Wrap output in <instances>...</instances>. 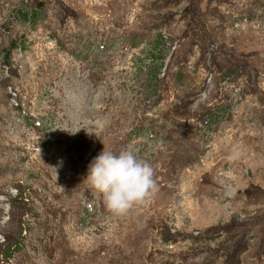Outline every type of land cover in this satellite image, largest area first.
<instances>
[{
    "label": "rangeland",
    "instance_id": "rangeland-1",
    "mask_svg": "<svg viewBox=\"0 0 264 264\" xmlns=\"http://www.w3.org/2000/svg\"><path fill=\"white\" fill-rule=\"evenodd\" d=\"M0 264H264V0H0Z\"/></svg>",
    "mask_w": 264,
    "mask_h": 264
},
{
    "label": "clouds",
    "instance_id": "clouds-1",
    "mask_svg": "<svg viewBox=\"0 0 264 264\" xmlns=\"http://www.w3.org/2000/svg\"><path fill=\"white\" fill-rule=\"evenodd\" d=\"M113 215L124 214L155 189L151 165L127 148L119 153L104 149L88 165L86 179Z\"/></svg>",
    "mask_w": 264,
    "mask_h": 264
},
{
    "label": "trees",
    "instance_id": "trees-1",
    "mask_svg": "<svg viewBox=\"0 0 264 264\" xmlns=\"http://www.w3.org/2000/svg\"><path fill=\"white\" fill-rule=\"evenodd\" d=\"M14 48V47H13Z\"/></svg>",
    "mask_w": 264,
    "mask_h": 264
}]
</instances>
